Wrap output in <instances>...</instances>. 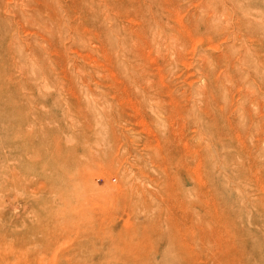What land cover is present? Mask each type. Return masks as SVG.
Returning a JSON list of instances; mask_svg holds the SVG:
<instances>
[{
  "label": "rangeland",
  "instance_id": "obj_1",
  "mask_svg": "<svg viewBox=\"0 0 264 264\" xmlns=\"http://www.w3.org/2000/svg\"><path fill=\"white\" fill-rule=\"evenodd\" d=\"M111 1L130 6L0 0V264H264V97L219 62L256 63L235 18L264 39V0ZM176 14L222 16L219 47L156 53L149 24ZM145 63L167 113L128 85Z\"/></svg>",
  "mask_w": 264,
  "mask_h": 264
},
{
  "label": "bare ground",
  "instance_id": "obj_2",
  "mask_svg": "<svg viewBox=\"0 0 264 264\" xmlns=\"http://www.w3.org/2000/svg\"><path fill=\"white\" fill-rule=\"evenodd\" d=\"M106 2L108 4H110L111 6H113V8L114 7H117L119 9L124 8L125 11L130 6L129 4H128L129 6H127L126 4L123 6V5H121V2H115V1H111V0H106ZM128 2H132V0H127V3ZM160 8H157L158 12H159ZM124 9H122V10L124 11ZM136 13L140 17L144 16V11H142V10H138V12H136ZM173 16H174V20L179 24V26H177V25L176 26L175 25L169 26L166 22H164L163 20H160V18H155L156 22L153 20L152 23L150 22L151 24H149L147 33H148V35H150V38L153 40L152 42L155 43L154 44V46H155L154 51L156 53L167 52L168 55H167V53H166V55L169 58V60L172 61L173 64H177V63H180L181 61H183V52L186 48H188L192 45L193 39L195 41L196 39L198 40V38H199L201 41L205 42V44L209 45L211 48H214L217 46L219 47V44L216 40V38L218 36V34H216V32H217L216 27L217 26H215L212 22L220 23V21H222V18H221L222 16H220L219 14H216L213 17H210V15H209L208 19L198 17V18H195V20L192 17H188L191 19H185L187 17L178 18L177 14L173 15ZM251 16L252 15L250 13H239L236 15L235 19L241 25V27H240L241 34H244L245 39L249 40V42L251 44V49L253 48V53L256 56V63L252 64L247 69L244 76H239L234 70L233 63L232 62L230 63V61H231L230 58H228V60H226V61L224 60V62L220 59L219 62L224 63L225 65H228V64L231 65L230 69H229L230 70L229 76L232 75L231 76L233 79L232 84L240 85L241 88L245 89L246 101H250L252 96L256 97L255 100H257V105H258V109H259L257 111H258V114H260V113H262V101H263V97H264V77H263V75H264V39H263V35H262V26L260 24L253 25L252 23L247 22ZM254 17L257 18L256 16H254ZM167 21H168V19H167ZM200 22L202 24H200ZM170 23L174 24L172 21H170ZM146 29H147V27H146ZM145 36L146 35H144V37ZM187 37H189L190 39H187ZM140 40H143V39H140ZM146 40H144V41H146ZM147 42L149 43V41H147ZM133 43L135 44L136 42H133ZM134 44H132V45L134 46ZM149 45L151 46V43ZM138 53H139L140 57H141V55H143V54H141V52H138ZM151 53H152V50H151ZM133 55L135 56V54H133ZM139 55H138V57H139ZM128 57H129V55H128ZM145 57L146 58L144 60L146 61L147 56H145ZM151 57H152V54H151L150 58ZM141 58H140V60H141ZM154 58H155V56H154ZM166 58H164L165 59L164 62L167 61ZM151 60H153V59H151ZM146 63H145L144 67L141 66L142 68H140L144 72L145 76H141L142 73H138V75H135V74H137V72H136V70H133V72L130 73V76L127 78L128 85L132 86L133 89L134 88L135 89L140 88L142 90V92L145 93V95H143L144 98L147 97L148 100L150 99L152 101H155V102L151 101L150 103H152V104L155 103V106H156L155 108H156V111L158 113H167V111L169 109H168V106H166L167 108L164 107V104L166 105L167 102L165 103V100L163 98L167 97V95L169 94V91L167 93V85H165L164 71H161L159 76L155 75L156 73L155 74L152 73V71L154 72V70H152V67L149 66V64L147 65ZM166 63L168 64V62H166ZM218 64L219 63H217V66H219ZM155 66H156V64H155ZM159 66H160V64H159ZM207 75H209V74H207ZM206 77L208 78V76H206ZM209 80H211V78ZM230 80H231V78H230ZM158 85H160L159 88H158ZM159 89H161V90H159ZM163 93H164V95H162ZM165 94H166V96H165ZM171 95H172V92H171ZM171 95H170V98L172 99V101L174 99L177 100L176 106L179 107L180 102L177 105L178 99L175 96L173 97V95L172 96ZM170 98H168V99H170ZM170 100L168 101L169 103H170ZM175 100L173 102H175ZM146 102H148V101L146 100ZM150 103H149V105H152ZM204 105L209 106V104L207 105V101H206V104H204ZM153 106H154V104H153ZM178 107H175L178 111L183 110V109H181V105H180V109H178ZM170 109H172V107H170ZM152 110H153V108H152ZM156 111H154V112L152 111V112L155 113ZM169 112L172 113V112H174V110L173 111L170 110ZM247 114H248L247 115L248 118L251 120L250 109L247 110ZM210 116H211V120L213 123L214 130L217 131V133H240L239 130L236 131L237 127L234 126L233 121H230L227 118L226 113H225V117L223 115H222V117L220 116V118H222L223 121H220L219 117L215 114H210ZM167 124H169V123H167ZM241 133H244V131ZM161 140H163V138ZM182 240H184V238H182Z\"/></svg>",
  "mask_w": 264,
  "mask_h": 264
}]
</instances>
